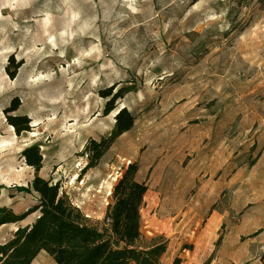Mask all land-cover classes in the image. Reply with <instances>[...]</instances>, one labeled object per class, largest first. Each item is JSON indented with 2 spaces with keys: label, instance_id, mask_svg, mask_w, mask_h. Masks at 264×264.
I'll list each match as a JSON object with an SVG mask.
<instances>
[{
  "label": "rangeland",
  "instance_id": "rangeland-1",
  "mask_svg": "<svg viewBox=\"0 0 264 264\" xmlns=\"http://www.w3.org/2000/svg\"><path fill=\"white\" fill-rule=\"evenodd\" d=\"M114 85L132 90L105 115ZM123 108L133 128L86 168ZM131 165L157 264H264V0H0V208L38 205L40 177L103 230ZM36 217L0 227V244Z\"/></svg>",
  "mask_w": 264,
  "mask_h": 264
},
{
  "label": "trees",
  "instance_id": "trees-1",
  "mask_svg": "<svg viewBox=\"0 0 264 264\" xmlns=\"http://www.w3.org/2000/svg\"><path fill=\"white\" fill-rule=\"evenodd\" d=\"M112 86L101 93L109 99L105 115L115 109V102L125 97L132 88ZM19 105H12L6 112L14 113ZM8 121L18 135L30 131V119L8 116ZM134 126V117L127 108L116 116L115 129L109 139L101 143L91 141L92 156L86 168L99 164L111 144ZM23 157L27 164L39 172L43 167V156L37 146L26 148ZM138 169L131 165L113 189L114 204L109 207L105 225L100 230L86 222L85 217L61 192L57 182L36 177L33 189L39 194V203L23 215H15L0 208V227L23 222L28 216L37 214L32 225L19 227L14 238L0 244V264H33L45 252L54 264H157L156 257L164 249L162 245L150 249L139 246L141 239L139 197L148 190L147 184L136 179ZM109 221V223H107Z\"/></svg>",
  "mask_w": 264,
  "mask_h": 264
},
{
  "label": "crops",
  "instance_id": "crops-1",
  "mask_svg": "<svg viewBox=\"0 0 264 264\" xmlns=\"http://www.w3.org/2000/svg\"><path fill=\"white\" fill-rule=\"evenodd\" d=\"M42 255H47V254H46L45 252L41 253V254L37 257L36 260H38ZM47 257H49V256L47 255ZM49 259L51 260V263L54 264L52 258L49 257ZM36 260H35V261H36ZM35 261L33 262V264L35 263ZM132 263H138V262L133 261V262H131L130 264H132Z\"/></svg>",
  "mask_w": 264,
  "mask_h": 264
},
{
  "label": "built area",
  "instance_id": "built-area-1",
  "mask_svg": "<svg viewBox=\"0 0 264 264\" xmlns=\"http://www.w3.org/2000/svg\"><path fill=\"white\" fill-rule=\"evenodd\" d=\"M107 223H109V221H107Z\"/></svg>",
  "mask_w": 264,
  "mask_h": 264
}]
</instances>
